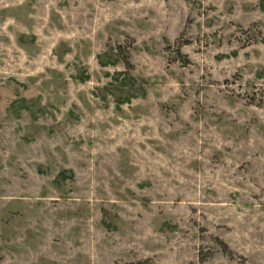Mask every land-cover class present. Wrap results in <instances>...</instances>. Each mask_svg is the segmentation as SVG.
Segmentation results:
<instances>
[{"label":"rangeland","instance_id":"1","mask_svg":"<svg viewBox=\"0 0 264 264\" xmlns=\"http://www.w3.org/2000/svg\"><path fill=\"white\" fill-rule=\"evenodd\" d=\"M264 264V0H0V264Z\"/></svg>","mask_w":264,"mask_h":264},{"label":"trees","instance_id":"2","mask_svg":"<svg viewBox=\"0 0 264 264\" xmlns=\"http://www.w3.org/2000/svg\"><path fill=\"white\" fill-rule=\"evenodd\" d=\"M126 264H143V263L141 261V262H130V263H126Z\"/></svg>","mask_w":264,"mask_h":264}]
</instances>
